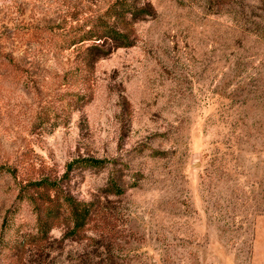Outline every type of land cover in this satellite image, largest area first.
Returning <instances> with one entry per match:
<instances>
[{"label": "rangeland", "instance_id": "obj_1", "mask_svg": "<svg viewBox=\"0 0 264 264\" xmlns=\"http://www.w3.org/2000/svg\"><path fill=\"white\" fill-rule=\"evenodd\" d=\"M115 1L0 0V264H264V45L149 0L135 45L87 64L74 37ZM80 159L107 163L64 178ZM43 179L96 203L80 236L40 233Z\"/></svg>", "mask_w": 264, "mask_h": 264}, {"label": "trees", "instance_id": "obj_2", "mask_svg": "<svg viewBox=\"0 0 264 264\" xmlns=\"http://www.w3.org/2000/svg\"><path fill=\"white\" fill-rule=\"evenodd\" d=\"M205 9L208 14L227 15L238 31L254 39L255 43L264 45V0H207ZM156 17L155 9L149 0H117L101 15L88 21L74 42H89L84 50L87 64L106 58L113 51L131 48L137 41L134 26L147 18ZM106 160L80 159L67 167L64 178L76 169H101ZM33 195L27 197L36 215L37 226L44 238L55 223L65 220L70 226L68 235L78 237L94 216L95 202H84L64 191L57 181L43 179L29 185ZM108 192L122 195L124 191L112 181Z\"/></svg>", "mask_w": 264, "mask_h": 264}, {"label": "water", "instance_id": "obj_3", "mask_svg": "<svg viewBox=\"0 0 264 264\" xmlns=\"http://www.w3.org/2000/svg\"><path fill=\"white\" fill-rule=\"evenodd\" d=\"M200 166H201V163L198 160L194 161V163L192 164V168H199Z\"/></svg>", "mask_w": 264, "mask_h": 264}]
</instances>
